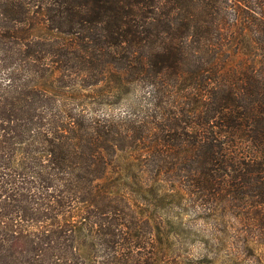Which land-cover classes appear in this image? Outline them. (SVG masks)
<instances>
[{
  "label": "trees",
  "instance_id": "obj_1",
  "mask_svg": "<svg viewBox=\"0 0 264 264\" xmlns=\"http://www.w3.org/2000/svg\"><path fill=\"white\" fill-rule=\"evenodd\" d=\"M172 197L264 207V0H0V264L182 263Z\"/></svg>",
  "mask_w": 264,
  "mask_h": 264
},
{
  "label": "rangeland",
  "instance_id": "obj_2",
  "mask_svg": "<svg viewBox=\"0 0 264 264\" xmlns=\"http://www.w3.org/2000/svg\"><path fill=\"white\" fill-rule=\"evenodd\" d=\"M44 31L35 34L42 35ZM114 108L120 110L118 105ZM172 199L164 201L163 209H157L158 217L164 221L162 227L172 232L171 241L176 245L183 243L171 251L170 261L185 259L179 264H264V207L240 206L230 210L222 222L195 212L185 199L182 204L177 197Z\"/></svg>",
  "mask_w": 264,
  "mask_h": 264
}]
</instances>
